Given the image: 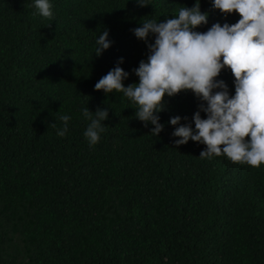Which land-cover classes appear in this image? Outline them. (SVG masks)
Segmentation results:
<instances>
[{
  "label": "trees",
  "instance_id": "16d2710c",
  "mask_svg": "<svg viewBox=\"0 0 264 264\" xmlns=\"http://www.w3.org/2000/svg\"><path fill=\"white\" fill-rule=\"evenodd\" d=\"M50 3L51 20L35 0H0V264H264V165L202 159L205 144H175L170 118L195 129L201 101L191 91L166 97L156 136L123 93L94 87L120 58L125 86L138 83L133 69L150 52L132 29L196 0ZM201 11L209 20L200 32L241 18L212 0ZM105 30L112 46L95 56ZM218 79L235 95L230 69ZM85 107L109 111L91 147ZM61 115L71 117L63 137Z\"/></svg>",
  "mask_w": 264,
  "mask_h": 264
},
{
  "label": "clouds",
  "instance_id": "9594fccd",
  "mask_svg": "<svg viewBox=\"0 0 264 264\" xmlns=\"http://www.w3.org/2000/svg\"><path fill=\"white\" fill-rule=\"evenodd\" d=\"M136 2L142 7L152 4L151 0ZM212 3L226 16L238 13L241 18L234 24L215 23L206 32L196 31L209 20V13L201 11V0H196L193 7H181L175 18L165 22L143 20L142 26L132 29L150 52L147 61L133 69L138 83L125 86L129 73L120 67L124 62L120 58L94 87L105 94L123 93L136 109L135 118L145 127L149 122L154 125L151 133L156 136L164 130L158 113L165 111L166 97L191 91L201 101L192 117L195 129L191 123H181L187 117L170 118L171 125H178L172 133L180 138L175 144L195 141L207 146L200 153L202 159L225 155L234 163L259 168L264 165V0ZM34 7L39 15L52 19L50 0H35ZM150 35L155 37L154 43L149 42ZM112 43L109 32L103 31L96 40L95 56H101ZM225 68L235 78V95L218 79ZM201 112L207 118H202ZM82 115L89 121L84 136L91 147L105 132L102 122L109 118V111L97 108L93 112L85 107ZM70 119L69 115L59 116L63 128L57 131L58 136H65ZM50 127L55 128L56 123Z\"/></svg>",
  "mask_w": 264,
  "mask_h": 264
}]
</instances>
